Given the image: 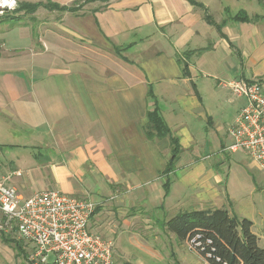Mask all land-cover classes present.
Here are the masks:
<instances>
[{
    "label": "crops",
    "instance_id": "1",
    "mask_svg": "<svg viewBox=\"0 0 264 264\" xmlns=\"http://www.w3.org/2000/svg\"><path fill=\"white\" fill-rule=\"evenodd\" d=\"M47 1L76 0H18ZM16 13L0 18V179L22 198H91V230L114 241L115 264H210L164 225L183 211L226 208L261 239L256 201L224 176L235 118L215 105L231 92L224 82L264 77V0ZM155 101L180 144L169 173L170 136H148Z\"/></svg>",
    "mask_w": 264,
    "mask_h": 264
},
{
    "label": "built area",
    "instance_id": "2",
    "mask_svg": "<svg viewBox=\"0 0 264 264\" xmlns=\"http://www.w3.org/2000/svg\"><path fill=\"white\" fill-rule=\"evenodd\" d=\"M18 7V0H0V18ZM224 86L246 104L229 126L223 152L244 150L264 170V77L233 78ZM5 179H0V231L25 243L28 264H114V241L91 230L96 208L91 198L58 190L22 198ZM188 243L196 250L194 241Z\"/></svg>",
    "mask_w": 264,
    "mask_h": 264
},
{
    "label": "trees",
    "instance_id": "3",
    "mask_svg": "<svg viewBox=\"0 0 264 264\" xmlns=\"http://www.w3.org/2000/svg\"><path fill=\"white\" fill-rule=\"evenodd\" d=\"M40 6L61 12H76L80 9L72 5H60L47 1L36 4H19L17 11L26 9V11L34 12ZM234 18L237 20L249 19L242 14H237ZM154 105L147 116L149 122L148 136L151 138L170 136L172 158L166 167V172L169 173L175 169L174 160L180 151L179 139L165 123L156 101ZM164 225L179 240L194 241L196 250L210 264H264V247L260 246L259 237L252 230V220L240 219L226 208L179 212L166 220ZM7 242L10 243V240L8 239ZM15 245L18 252L26 258V252L21 242L18 240Z\"/></svg>",
    "mask_w": 264,
    "mask_h": 264
},
{
    "label": "rangeland",
    "instance_id": "4",
    "mask_svg": "<svg viewBox=\"0 0 264 264\" xmlns=\"http://www.w3.org/2000/svg\"><path fill=\"white\" fill-rule=\"evenodd\" d=\"M94 1L97 0H76L70 5L83 9L86 4ZM49 10L56 11V9ZM16 14H19V17L23 16V13ZM242 100L244 99L238 98L232 92H227L222 95V98L217 100L218 104L215 105L219 118L226 121V123L231 124L233 119L237 117L239 111L241 110ZM221 156L225 159L224 176L228 175L229 181L234 183L239 191L246 193L244 195H248L256 201L258 213L254 216L256 221L255 230L261 236V239L259 240L260 246L264 247V170H262L252 159H250L244 150L229 153L224 152ZM235 205L236 209H238L239 204ZM8 239L10 240V243L7 242ZM17 241L18 238L15 235L13 236L0 231V264H28L24 255L18 252L17 246L15 245V242ZM20 242L25 249V243L22 241ZM116 256L117 255H115V259Z\"/></svg>",
    "mask_w": 264,
    "mask_h": 264
}]
</instances>
